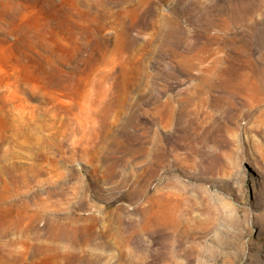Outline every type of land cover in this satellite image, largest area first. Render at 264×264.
Here are the masks:
<instances>
[{
  "label": "rangeland",
  "instance_id": "1",
  "mask_svg": "<svg viewBox=\"0 0 264 264\" xmlns=\"http://www.w3.org/2000/svg\"><path fill=\"white\" fill-rule=\"evenodd\" d=\"M0 264H264V0H0Z\"/></svg>",
  "mask_w": 264,
  "mask_h": 264
},
{
  "label": "bare ground",
  "instance_id": "2",
  "mask_svg": "<svg viewBox=\"0 0 264 264\" xmlns=\"http://www.w3.org/2000/svg\"><path fill=\"white\" fill-rule=\"evenodd\" d=\"M167 196L166 195L165 196H161V195L153 196V198L151 199L152 206H150L151 208L147 210L148 216L146 218L144 217V220H142L143 221V224L141 227L142 229L143 228L145 229V227H150V226L154 228L156 226H159L163 222H171L174 227H177L179 226L180 223H182L181 212H180V219H179L178 203L171 201L172 198L167 197ZM118 220L120 221V218H118ZM99 221L100 220L97 217L95 218L93 216V217H88L85 219V222H89L90 224L81 225L79 224L78 220H73V221H70L69 223L57 224L55 227L58 230L57 235L59 236L61 240L67 243L87 244V243H90L92 236L94 235L96 236V233H95L96 230L94 229V226L98 224ZM111 230H113V228ZM111 232H114V231H111ZM121 245H122V242H121Z\"/></svg>",
  "mask_w": 264,
  "mask_h": 264
}]
</instances>
